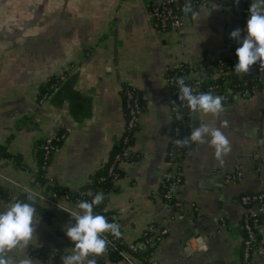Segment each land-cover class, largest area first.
<instances>
[{
    "label": "crops",
    "instance_id": "1",
    "mask_svg": "<svg viewBox=\"0 0 264 264\" xmlns=\"http://www.w3.org/2000/svg\"><path fill=\"white\" fill-rule=\"evenodd\" d=\"M153 1L0 0V187L7 193L0 196V211L18 200L11 195L29 191L39 194L42 208L37 210V238L26 249H14L9 254L14 260L31 257L33 264H62L61 257L71 254L74 246L65 245L63 231L75 222L71 214L76 209L63 195L51 198L50 189L32 183L38 143L65 130L47 177L69 189L91 183L121 143L126 121L121 87L128 83L139 91L145 107L131 142L140 157L121 163L122 173L105 199L121 237L129 243L152 222L168 223L154 259L241 264L240 220L246 207L239 197L260 190L264 183V76L259 75L254 90L246 94L227 91L229 81L224 82L218 115L197 111L193 118L185 112L190 128L184 138L208 124L221 129L231 150L221 165L209 143L189 142L181 162L184 184L177 192L181 206L162 199L158 190L168 170L172 107L179 106L178 97H169V68L194 66L188 78L207 84L218 74L210 59L224 49V55L233 54L226 48L224 6L195 7L199 20L188 14L179 29L160 30L148 16ZM58 75L65 79L62 93L58 90L39 103L47 78ZM209 91L221 96L218 90L200 92ZM64 101L72 102L71 110L61 107ZM260 228L264 251L263 223ZM35 248L42 255L32 254ZM99 257L105 264H148L130 252L117 261L107 253ZM256 259L264 264L259 254Z\"/></svg>",
    "mask_w": 264,
    "mask_h": 264
},
{
    "label": "clouds",
    "instance_id": "2",
    "mask_svg": "<svg viewBox=\"0 0 264 264\" xmlns=\"http://www.w3.org/2000/svg\"><path fill=\"white\" fill-rule=\"evenodd\" d=\"M238 3V0H236ZM212 9L218 5L211 6ZM210 10H208L209 12ZM249 16L245 25V35L241 38V29L230 32L239 47L235 54L237 62L233 69L235 74H250L253 66L258 65L264 70V0H253L249 6ZM182 12L191 15L193 20H199L200 13L193 5L192 0H185ZM185 77H178L176 84L179 88L178 99L181 105L192 112L202 111L205 114L218 115L223 110V97L214 95L212 91L194 94L191 86L185 83ZM177 115V119H180ZM210 139H207L209 138ZM189 142L198 144L209 143L214 149L215 159L223 165V157L230 150V141L220 128L201 124L195 127L184 139H178V146H187ZM91 196L92 193H89ZM38 193L29 191L27 201L15 200L4 211H0V264H33L31 257L14 260L9 254L17 248L26 249L36 237V228L40 217L35 207L39 199ZM104 200V194L97 192L91 201L77 202L80 212L72 213L74 223L64 229L67 238L73 243L71 254L61 257L62 264H96V257L103 256L111 243L106 234L120 238L122 233L118 223L109 222L107 217L94 214V206ZM92 257V258H89Z\"/></svg>",
    "mask_w": 264,
    "mask_h": 264
},
{
    "label": "built area",
    "instance_id": "3",
    "mask_svg": "<svg viewBox=\"0 0 264 264\" xmlns=\"http://www.w3.org/2000/svg\"><path fill=\"white\" fill-rule=\"evenodd\" d=\"M210 3H217L224 6L227 9L228 13L232 12L238 14L240 16L246 17V19L249 16L248 9L250 4L244 0H238V3L236 2V0H219L218 2H214L211 0H192L193 7L207 6ZM184 4L185 0H154L150 4V7L148 9V16L153 25L159 28L160 30L179 29L180 27H182L183 23L187 18V16L182 12V7ZM215 59L216 64H214V67L217 70L218 74H222V66L225 64V60L219 56ZM235 61L237 62V57ZM181 65L182 64L177 66ZM185 68L186 71L184 73L188 74L189 72L193 71L194 66L185 65ZM170 70L171 68H169L168 74L166 75L167 83L169 86V97L171 94L176 93L179 89L175 82L174 76L169 73ZM252 72L254 74L258 73V75L264 76V70L259 69L258 65L253 66ZM242 75L238 76L241 77ZM215 80L217 81V79ZM215 80L214 78H212V81L206 84V89L216 91L218 90L220 91V95L223 97L225 91L222 90L223 87L220 86L217 82H215ZM62 81L63 75L55 76L54 79H52V77H48L47 85L45 89L41 92L38 98V102L42 103L46 101L50 97V95L58 88ZM226 81H229L227 77L224 79L223 84ZM202 82L204 81L201 78H197L192 80L190 83L186 84L191 86L193 92L196 94L198 88L200 89V85ZM227 84V91L232 90L233 88L231 87L230 82H227ZM252 90H254V86L250 90L241 89L240 91L246 94L248 92H251ZM125 95L126 105L128 108V117L125 121L122 134V140L124 141L125 146L113 154L107 166V173L111 175L114 179L118 177V169H121L120 165L122 162H137L138 158L140 157H133V153L136 154V152L132 149L131 141L133 138L134 130L136 129L139 123L140 115L145 107V104L142 102L139 93L135 91L133 87H126ZM178 114L181 117L180 119H177ZM185 115V112L181 111L179 109V106L174 105L172 107V117L176 118L178 120V123L183 119ZM180 127L181 126H179L178 124L174 126L173 136L169 141V145L166 149L165 163L167 167L172 168L171 176H173V179L172 181H169L168 184L164 183V187L166 189L158 191V195L162 199L169 198L170 196H172L173 192L176 193V191H178L184 184V181L181 179V177L176 174L178 173L177 171H179V174L181 172V162L184 154L187 151V148H185V146L181 147L176 144V141L178 139H184L185 136V133L181 134ZM65 138L66 131L63 130L61 132H55L50 135H47L41 140L39 147L42 149L43 157L45 158L46 163H48V165L54 153L58 150L62 141ZM237 174L238 173L230 176L236 177ZM169 177V175L166 176V180ZM100 178L102 179L104 178V176H101ZM48 182L50 183L52 181L48 179ZM35 186L42 188V185ZM89 193H92V195L90 196ZM93 193L94 190L91 187L80 189L75 195H72L70 190L68 189L62 190L61 193L55 190H50L51 198H56L59 195H63L65 198L72 201L76 212H80L77 207V202L82 201V199H84L85 197H88L87 200L90 201L93 197ZM11 198L16 199V195H11ZM239 201L247 205L242 214V227L245 233L240 249L241 264H263L256 259V254H259L262 260H264L263 244L261 237L259 236L261 234L260 227L262 223L264 224V183L262 184L260 190L242 194L239 197ZM176 203L177 205L181 206L180 201L177 200ZM258 216L263 218V221L258 222ZM221 223L224 224L223 221ZM168 229V223H162L160 225L156 222H152L148 225V227L143 230L141 235L143 237L141 239L138 238L132 242H129L128 245L132 250H135L143 245L156 247L159 240L167 234ZM106 235L108 240L115 238L113 236L111 238H108V234ZM150 259L156 262V259L152 257V254L150 256Z\"/></svg>",
    "mask_w": 264,
    "mask_h": 264
},
{
    "label": "trees",
    "instance_id": "4",
    "mask_svg": "<svg viewBox=\"0 0 264 264\" xmlns=\"http://www.w3.org/2000/svg\"><path fill=\"white\" fill-rule=\"evenodd\" d=\"M211 1L218 2L219 0H211ZM194 8H195V6H194ZM221 57L225 60V64L222 66L223 73L215 75V77L217 79V81H215V82H217L220 86L223 85V81L227 77L229 82H230L231 87L234 90H241V89L250 90L255 85L256 81L257 80L259 81V78H261V77H259L258 73L254 74V75H252L251 73L250 74H243L241 77H239L237 74H235L234 69H233V66L236 63V61H235L236 55H223ZM210 63L211 64H216V59H214L212 57L210 59ZM185 65L186 64H182L181 66H177V67H172L171 68L169 73H171L174 76L175 81H176V79L178 77H185L186 78L185 79V83H190L192 81V79H189L187 74L184 73L186 71ZM210 69L211 68H208V71H210ZM54 78H55V76L52 77V79H54ZM46 85H47V82L44 85V89H45ZM126 87H130L131 88L133 86H131L128 83H125L121 87V92H122L123 97H124L125 115H126V119H127V117H128V108H127V105H126V95H125ZM133 88H134L135 91H137L139 93V91L135 87H133ZM200 89L201 90H206V82H202L201 83ZM139 95H140V93H139ZM140 97H141V95H140ZM170 98L172 100H176L177 94L176 93L171 94ZM141 100H142V98H141ZM176 124L181 126L180 127L181 128V134H183V133L186 134V132L190 128V123H189L188 117H186V115L183 117V119L179 123H178V120L176 118H173L172 131H171V135H170L169 141L171 140V138L173 136L174 126ZM59 132H61V131H59ZM40 142L41 141H39V143H38L39 155L37 156L36 168L34 170L32 183L35 184V185H39V186L42 185V187L48 188L51 191L52 190L58 191L59 193H61L62 190H64V189H68V190H70L72 195L77 194V192L80 189H84L86 187H91L94 190L93 196L97 192H102L104 194V200L99 205L94 206V213L95 214L104 215L105 217H107L109 222L116 223L111 211L108 208H106V206H105V199H106V196H107V190L111 186V184L113 183V180H114V178L107 173V166H108V163L110 162V160L108 161L106 166L102 170H100V172H98L96 176L93 177V180H92L91 183H89V184H87V185H85V186H83L81 188H78V189H69V188H66L64 186H58V185H56L54 183H49L48 182L49 178L47 177V174H46L48 163H46V160L43 157L42 149L39 147ZM168 145H169V143H168ZM168 145H167V147H168ZM124 146H125V144H124V141L122 140V137H121V143L117 146V148L114 151V153L119 151L120 149H122ZM185 148H187V147L185 146ZM113 154L111 155V157L113 156ZM0 155H1V150H0ZM133 157L137 158V157H139V154L138 153H136V154L133 153ZM165 157H166V154H165ZM167 169L168 170L164 174L163 179H162V185L160 186V189L158 191H162V190L166 189L164 187V183L168 184V182L172 181V179H173V176H171L172 175V168L168 167ZM118 170H119L118 176H120L122 172H121V169H118ZM177 172L178 173H176V174H178L181 177V179L184 181V177H183L182 173L180 172V174H179V171H177ZM168 175L170 177L166 180V176H168ZM101 176H104V178L101 179L100 178ZM177 192L178 191H176V193L173 192L172 196H170L169 198H165L164 200L169 202V203L175 204L177 202V200H178L177 199V195H176ZM6 194L7 193L4 192L2 190V188L0 187V196H5ZM5 197H7V196H5ZM26 197H27V195L16 196V198L18 200H21L23 202H28ZM87 198L88 197H85L84 199H82V201L83 200H87ZM243 205L245 207H247L246 204H243ZM35 207H36L37 210L42 211L41 210L42 208L40 207V205L38 203H36ZM242 220H243V218L241 217L240 229H241V231L243 233V236H244L245 232H244V229L242 227ZM261 221H263V218L258 216V222H261ZM63 235H64V238L66 239L65 245L66 246H74L73 243L67 238V236L65 234V230L63 231ZM259 236L261 237V234ZM111 237L112 236L110 234H108V238H111ZM142 237L143 236H141L139 239H141ZM109 241L111 243L109 244L108 250H107L106 253L109 256V258L114 260V261L123 259L125 257V253L126 252H130V253L140 254L143 257V259L148 262V264H170V263H162L161 261H159L157 259H156V262H154L152 259H150L152 251L156 247L143 245V246H140L139 248H137L135 250H132L129 247L128 243L126 241H124V239L122 237L114 238V239H111ZM31 253L34 254V255H36V254L42 255V250L40 248H35V249L32 250ZM95 259H96V264H105V262L102 259H100V257H96Z\"/></svg>",
    "mask_w": 264,
    "mask_h": 264
},
{
    "label": "water",
    "instance_id": "5",
    "mask_svg": "<svg viewBox=\"0 0 264 264\" xmlns=\"http://www.w3.org/2000/svg\"><path fill=\"white\" fill-rule=\"evenodd\" d=\"M246 21H247V19L244 16H240V15L232 13V12H229L227 14V29H226V33H225L226 48H228L230 53L233 54V55H236L235 54V50H236L237 47H239V44L233 38L230 37V32L233 31L236 28H240L241 29V38H243V36L245 35L244 29H245ZM224 51H225V49H224ZM224 51L220 50L218 52V55L219 56H223L225 54ZM64 80L65 79H63V81L60 83L58 88L50 95L49 99L52 98L54 96L55 92H57L58 90H59L60 94L62 93V91H63L62 88L64 87L62 85V83L64 82ZM198 91L200 92L201 90L198 88ZM176 94H177V97H178L179 89L177 90ZM178 102H179V109L181 111L189 112V113L192 114L193 118H197V115H198L197 112L194 113L189 108H186V107L182 106L181 102L179 101V99H178ZM63 105H64V109L69 108V110H71L72 106H73L72 102L70 104H67L65 101L61 105V107ZM61 107H60V109H61Z\"/></svg>",
    "mask_w": 264,
    "mask_h": 264
}]
</instances>
